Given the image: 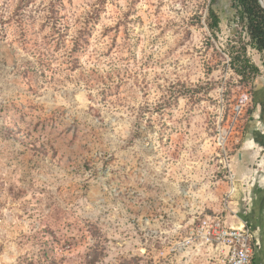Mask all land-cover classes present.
<instances>
[{"label": "rangeland", "instance_id": "374dc122", "mask_svg": "<svg viewBox=\"0 0 264 264\" xmlns=\"http://www.w3.org/2000/svg\"><path fill=\"white\" fill-rule=\"evenodd\" d=\"M212 1L0 0V264H216L193 219L264 220L263 55Z\"/></svg>", "mask_w": 264, "mask_h": 264}, {"label": "built area", "instance_id": "2783aa9c", "mask_svg": "<svg viewBox=\"0 0 264 264\" xmlns=\"http://www.w3.org/2000/svg\"><path fill=\"white\" fill-rule=\"evenodd\" d=\"M223 141L220 137V144ZM193 220L185 243L206 247L216 264H251L262 245L258 230L248 225L244 216L237 226L220 214H206Z\"/></svg>", "mask_w": 264, "mask_h": 264}, {"label": "trees", "instance_id": "16d2710c", "mask_svg": "<svg viewBox=\"0 0 264 264\" xmlns=\"http://www.w3.org/2000/svg\"><path fill=\"white\" fill-rule=\"evenodd\" d=\"M211 0L208 8V25L210 31L214 32L218 28L219 18L212 9ZM232 8L238 17V22L246 31L248 44L263 55L262 66L264 68V10L258 3V0H232ZM231 68L236 74L241 76L245 82L253 80L258 74V68L253 65L246 57L245 49L231 57ZM251 264H254L253 261Z\"/></svg>", "mask_w": 264, "mask_h": 264}, {"label": "crops", "instance_id": "0c3cea01", "mask_svg": "<svg viewBox=\"0 0 264 264\" xmlns=\"http://www.w3.org/2000/svg\"><path fill=\"white\" fill-rule=\"evenodd\" d=\"M263 224H264V220L262 218L261 221L259 222V224L255 225V226H259L260 229H262L258 234V236L260 237V241H261L262 245H261L260 249L255 252L254 258L252 260L254 264H264V230H263ZM255 226H252V227H255Z\"/></svg>", "mask_w": 264, "mask_h": 264}, {"label": "bare ground", "instance_id": "6f19581e", "mask_svg": "<svg viewBox=\"0 0 264 264\" xmlns=\"http://www.w3.org/2000/svg\"><path fill=\"white\" fill-rule=\"evenodd\" d=\"M260 1V4L263 6L264 8V0H259Z\"/></svg>", "mask_w": 264, "mask_h": 264}, {"label": "water", "instance_id": "95a60500", "mask_svg": "<svg viewBox=\"0 0 264 264\" xmlns=\"http://www.w3.org/2000/svg\"><path fill=\"white\" fill-rule=\"evenodd\" d=\"M258 3H259V5L261 6V8L264 10V8H263V6L260 4V1L258 0Z\"/></svg>", "mask_w": 264, "mask_h": 264}]
</instances>
